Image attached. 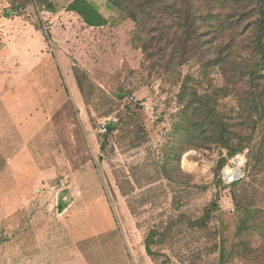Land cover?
Segmentation results:
<instances>
[{"label": "rangeland", "instance_id": "rangeland-1", "mask_svg": "<svg viewBox=\"0 0 264 264\" xmlns=\"http://www.w3.org/2000/svg\"><path fill=\"white\" fill-rule=\"evenodd\" d=\"M40 2L0 0V264H264V0Z\"/></svg>", "mask_w": 264, "mask_h": 264}, {"label": "trees", "instance_id": "trees-1", "mask_svg": "<svg viewBox=\"0 0 264 264\" xmlns=\"http://www.w3.org/2000/svg\"><path fill=\"white\" fill-rule=\"evenodd\" d=\"M36 4L42 3L40 0H34ZM47 1H43L45 3ZM70 10L77 12L80 16L83 17L85 23H87L89 26L93 27H99L104 25V21L101 20V18L98 16L97 13H95V17L93 19L90 18V12H87V10H92L89 6H82L79 2H74L70 6ZM85 12L87 15H85ZM232 155V154H231ZM175 222L173 223V225ZM167 228H165L163 231L157 228H150L148 229V232L144 239V247L145 251L148 255L154 256V252L152 250V247L155 246H165V242L172 237V234L170 235L167 231Z\"/></svg>", "mask_w": 264, "mask_h": 264}, {"label": "built area", "instance_id": "built-area-1", "mask_svg": "<svg viewBox=\"0 0 264 264\" xmlns=\"http://www.w3.org/2000/svg\"><path fill=\"white\" fill-rule=\"evenodd\" d=\"M107 131V128H106V125H102L101 128H100V132L102 134L106 133ZM239 172L237 171H233L231 173H225L224 174V182L226 185H232V184H235L236 182H238L239 180Z\"/></svg>", "mask_w": 264, "mask_h": 264}, {"label": "bare ground", "instance_id": "bare-ground-1", "mask_svg": "<svg viewBox=\"0 0 264 264\" xmlns=\"http://www.w3.org/2000/svg\"><path fill=\"white\" fill-rule=\"evenodd\" d=\"M192 166V165H191ZM188 167H190V166H188ZM190 171V170H189Z\"/></svg>", "mask_w": 264, "mask_h": 264}]
</instances>
